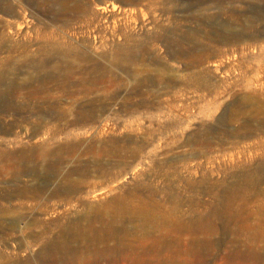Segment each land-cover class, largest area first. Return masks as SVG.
I'll return each mask as SVG.
<instances>
[{"label":"rangeland","instance_id":"obj_1","mask_svg":"<svg viewBox=\"0 0 264 264\" xmlns=\"http://www.w3.org/2000/svg\"><path fill=\"white\" fill-rule=\"evenodd\" d=\"M57 1L0 0V264H264V0Z\"/></svg>","mask_w":264,"mask_h":264},{"label":"bare ground","instance_id":"obj_2","mask_svg":"<svg viewBox=\"0 0 264 264\" xmlns=\"http://www.w3.org/2000/svg\"><path fill=\"white\" fill-rule=\"evenodd\" d=\"M18 1H20L21 4H23V3L27 4V5L30 7V8H29L30 11L34 10V8L31 10V8H32L31 6H33L34 4H37V2H38V0H18ZM74 1H75V0H73L72 2H73V3H76V2H74ZM88 1H89V0H88ZM130 1H131V0H130ZM137 1H138V0H137ZM139 1H141V0H139ZM139 1H138V3H139ZM40 2H41V1H40ZM52 2H53V1H52ZM54 2H55V1H54ZM56 2H58V1L56 0ZM59 2H60V1H59ZM68 2H70V1L65 0L64 3H60V4H63V6H66ZM77 2H78V1H77ZM79 2H80V1H79ZM82 2H83V1H82ZM128 2H129V0H128ZM128 2H127V3H128ZM132 2H133V1H132ZM38 3H39V2H38ZM44 3H45V2H44ZM87 3H88V2H87ZM140 3H141V2H140ZM42 4H43V3H41L40 6H42ZM58 4H59V3H58ZM70 4H71V3H70ZM90 4H91V3H90ZM90 4H89V6H90ZM129 4H130V2H129ZM135 4H136V3H135ZM135 4H134V5H135ZM37 5H38V4H37ZM56 5H57V4H56ZM75 5H78V4H75ZM83 5H84V4H83ZM85 5H86V4H85ZM134 5H133V6H134ZM10 6H11V5H10ZM25 6H26V5H25ZM35 6H36V5H35ZM35 6H34V7H35ZM63 6L61 5V8H62ZM87 6H88V5H87ZM91 6H92V5H91ZM106 6H107V5H106ZM106 6H105V7H104V6H100V7H96V8L88 7V8H90V9H87V12L89 13V15H90V17H91V21L93 22V24H94L95 22L98 23L100 20H102V19L104 18V14L106 13V11H107V9H108V8H106ZM18 7H19V6H18ZM23 7H24V6H23ZM44 7H45V5L43 4V8H44ZM66 7H67V6H66ZM82 7L85 8V6H81V3H80V5H79L78 8H82ZM11 8H12V7H11ZM20 8H21V7H20ZM38 8H40V7H38ZM41 8H42V7H41ZM116 8H117V6L113 4V6H112L111 9L116 10ZM119 8H120V6H119ZM18 9H19V8H18ZM26 9H27V8H26ZM26 9H25V10H26ZM62 9H63V8H62ZM64 9H66V8H64ZM69 9H70V8H69ZM74 9H75V8H74ZM11 10H13V9H11ZM36 10H37V9H36ZM42 10H43V9H42ZM81 10H83V9H81ZM81 10H79V11L81 12ZM84 10H85V9H84ZM84 10H83V12H84ZM127 10H128V9H127ZM38 11H39V10H37V12H38ZM66 11H68V10H66ZM66 11L64 12L65 14L68 13V12H66ZM70 11H71V10H70ZM72 11H73V10H72ZM75 11H76V10H75ZM129 11H130V10H129ZM17 12H18V13H17V16L21 19V21H20L19 23H18V21H17L18 24H17L16 26H17V28H18V31H19L20 33H22L21 31L24 30V28H25V27L23 28V26H24L25 23H26L27 15H28V14L25 13V11H24L23 8H21V10H17ZM62 12H63V11H62ZM77 12H78V11H77ZM83 12H82V16H84V15H83V14H84ZM85 12H86V11H85ZM87 12H86V13H87ZM133 12H134V11H133ZM53 13H54V12H53ZM70 13H71L72 15L75 14V12H74V14H73L72 12H70ZM78 13H79V12H78ZM79 14H80V13H79ZM30 15H31V14H30ZM30 15H29V16H30ZM49 15H51V14H49ZM67 15H68V14H67ZM80 15H81V14H80ZM80 15H79V19H81V18H80ZM89 15H86V16H89ZM51 16H52V15H51ZM53 16H55V15H53ZM57 16H58V14H57ZM61 16H62V14H61ZM74 16H75V15H74ZM76 16H77V15H76ZM82 16H81V17H82ZM86 16H85V17H86ZM112 16H113V15H112ZM18 17H17V18H18ZM107 17H108V15H107ZM52 18H53V17H52ZM54 18H55V20H54L53 23H56L57 26H58L59 23H61L62 26H63V25H65V24H67L66 20H69V19H67V17H66V19H65V17H64V18H63V17H54ZM54 18H53V19H54ZM83 18H84V17H83ZM86 18H87V17H86ZM115 18H116V17H115ZM77 19H78V18H77ZM51 20H52V19H51ZM86 20H88V19H86ZM86 20H85L84 22L87 24V21H86ZM105 20H106V19H105ZM52 21H53V20H52ZM52 21H51V22H52ZM107 21H108V20H107ZM74 22H75V21H74ZM74 22H73V23H74ZM78 22H79V21H78ZM84 22H82V23H84ZM104 22H105V21H104ZM70 23H71V22H70ZM88 23H89V22H88ZM97 23H96V24H97ZM100 23H101V21H100ZM100 23H99V24H100ZM102 23H103V21H102ZM91 24H92V23H91ZM96 24H95V26H97ZM103 24H104V23H103ZM59 25H60V24H59ZM75 25H76V24H75ZM77 25H79V24H77ZM88 25H90V24H88ZM101 25H102V24H101ZM79 26H80V25H79ZM60 27H61V26H60ZM63 27H64V26H63ZM63 27H62V28H63ZM65 27H66V26H65ZM69 27H70V25H69ZM75 27H76V26H75ZM91 27H92V26H91ZM93 27H94V26H93ZM97 27H98V26H97ZM7 28H8V27H7ZM57 28H58V27H57ZM70 28H72V27H70ZM8 29H9V28H8ZM63 29H65V28H63ZM76 29H77V28H76ZM76 29H75V28L72 29L71 32H69V31L66 29V30L68 31V32H66L67 35H68V36L70 35V37H74V38H75L76 42H77V43L80 45V47L82 48V51H81L82 53H83V52H94V51L97 49V44L95 43V42H96L95 39H97V38L99 37V36L97 37V35H99V33L97 34V31L95 32V31H93V30H88V29H87V30H84L85 27H82V26H81V29H82V30H79V31H78V30H76ZM60 30H61V29H60ZM66 30H65V31H66ZM94 30H95V29H94ZM8 31H9V30H8ZM65 31H64V32H65ZM99 31H100V30H99ZM95 33H96L97 35H95ZM100 35H101V34H100ZM26 36H27V35H25V37H26ZM35 39H36V38H35ZM101 39H102V38H101ZM66 41H67V40H66ZM16 42H17V41H16ZM14 43H15V42H14ZM17 44H18V43H17ZM22 44H23V43H22ZM26 44H27V43H26ZM26 44H25V45H26ZM28 44H29V43H28ZM28 44H27V45H28ZM11 45H12V44H11ZM23 45H24V44H23ZM49 45H50V44H49ZM55 45H56V44H55ZM64 45H65V44H64ZM99 45H100V44H99ZM14 46H15V45H14ZM28 46H29V45H28ZM44 46H45V45H44ZM44 46H43V50H45V49H44ZM51 46H52V45H51ZM62 46H63V45H62ZM66 46H67V45H66ZM73 46H74V45H73ZM40 47H41V46H40ZM58 47H59V46H58ZM60 47H61V46H60ZM98 47H99V46H98ZM1 48H2V47H1ZM35 48H36V47H34V46H30V47H25V46L18 47V48H17V51L15 52L17 55H14V54L11 55V56H10V60H14V59L17 57V58L22 59V61L25 62V63H33V64H37V63H38L37 65H39V63H40L42 66H39V68H40V67H41V68H42V67L44 68L43 65L46 64V66H45V71H46V69L49 67L47 64H48V63L50 64V63H52V62L48 61L49 58H46V59H45V57H44V56H41V54H38V55H40V56H38V55H37V52L39 53V51H38L37 49H35ZM37 48H38V47H37ZM45 48L47 49V46H46ZM55 48H56V47H55ZM74 48H75V47H74ZM13 49H14V48H13ZM41 49H42V47H41ZM48 49H50V48H48ZM63 49H65V48H63ZM63 49H62V50H63ZM5 50H6V49H5ZM39 50H40V49H39ZM51 50H52V52H53L54 49H51ZM58 50H59V48H58ZM75 50H76V49H75ZM7 51H9V50L7 49ZM7 51H6V52H7ZM14 51H15V50H13V53H14ZM59 51H60V50H59ZM65 51H66V50H65ZM76 51H77V50H76ZM9 52H11V51H9ZM42 52H43V51H42ZM44 52H45V51H44ZM47 52H48V51H47ZM47 52H46V53H47ZM60 52H61V51H60ZM66 52H67V51H66ZM0 53H1V52H0ZM11 53H12V52H11ZM40 53H41V51H40ZM61 53H62V52H61ZM61 53H60V54H61ZM67 53L70 54V52H67ZM82 53H81V55H82ZM95 53H97V52H95ZM99 53H100V52H99ZM2 54H3V53H2ZM9 54H10V53H9ZM9 54L6 53V56H7V55L9 56ZM91 54H92V53H91ZM93 54H94V53H93ZM183 54H184V53H183ZM185 54H186V53H185ZM193 54H194V53H193ZM198 54H199V53H198ZM198 54H197V55H198ZM42 55H44V54H42ZM48 55L50 56V54H48ZM55 55H57V54H55ZM62 55H65V53H63ZM67 55H68V54H67ZM67 55H66V57H67ZM79 55H80V53H79ZM86 55H87V54H86ZM97 55H98V54H97ZM127 55H128V54H127ZM181 55H182V54H181ZM181 55H180V56H181ZM194 55H196V54H194ZM197 55H196V56H197ZM200 55H201V52H200ZM200 55H199V56H200ZM202 55H203V54H202ZM46 56H47V54H46ZM59 56H60V55H58V57H59ZM72 56H73V55H72ZM72 56H71V57H72ZM77 56H78V55H77ZM82 56H83V55H82ZM98 56H99V55H98ZM122 56H123V55H122ZM182 56H186V55H182ZM196 56H195V58H196ZM199 56H198V57H199ZM4 57H5V56H4ZM60 57H61V56H60ZM74 57H76V55H74ZM74 57H72V58L74 59ZM78 57H80V56H78ZM78 57H76V58H78ZM94 57H96L95 54H94ZM1 58H2V57H1ZM68 58H70L69 55H68ZM80 58H81L80 60H81V62H82V59L84 60L85 57H80ZM99 58H101V57H99ZM179 58H180V57H179ZM183 58H185V57H183ZM192 58H193V57H192ZM195 58H194V59H195ZM20 59H19V60H20ZM52 59L55 60L54 57H53ZM63 59H65V57H64ZM87 59H89V58H87ZM87 59H86V60H87ZM114 59H115V58H114ZM127 59H128V58H127ZM198 59H199V58H198ZM201 59H203V56H202ZM201 59H199V60H201ZM54 60H53V61H54ZM57 60H58V59H57ZM61 60H62V59H61ZM69 60H70V59H69ZM71 60H72V59H71ZM71 60H70V63H69L68 61H66V59H65V60H62L61 63H60V67H61V66H64V65H71V66H72V64H71L72 61H71ZM74 60H76V59H74ZM89 60H90V59H89ZM91 60L93 61L94 58L92 57ZM116 60L118 61L119 59H116ZM120 60H121V59H120ZM199 60L196 61V62H201V61H199ZM15 61H16V60H15ZM51 61H52V60H51ZM55 61H56V60H55ZM55 61H54V62H55ZM59 61H60V59H59ZM76 61H77V60H76ZM112 61H113V59H112ZM127 61H129V60H127ZM18 62H19V61H18ZM83 62L85 63V61H83ZM86 62H87V61H86ZM88 62H89V61H88ZM101 62H102V61H101ZM124 62H125V61H124ZM56 63H57V62H56ZM56 63L53 65V66H55V68L58 67V66H56V65H57ZM89 63H90V62H89ZM91 63H92V65H93L94 62H91ZM91 63H90V64H91ZM95 63H97V62L95 61ZM98 63H99V62H98ZM112 63H115V62H112ZM125 63H126V62H125ZM20 64H21V63H20ZM75 64H76V63H75ZM75 64H74V65H75ZM77 64H78V63H77ZM100 64H102V63H100ZM116 64H117V63H116ZM116 64H113V65L111 64V65H112V66H115ZM120 64H121V63H119L118 65H120ZM16 65H17V64H16ZM21 65H22V64H21ZM21 65H20V66H21ZM50 65H51V64H50ZM74 65H73V66H74ZM118 65H117V66H118ZM122 65H123V64H122ZM20 66H19V67H20ZM30 66H31V65H30ZM35 66H36V65H35ZM47 66H48V67H47ZM79 66H80V65H78L77 68H78ZM93 66H94L93 71H95V73H96V72L98 71V69H97V65L94 64ZM101 66H102V65H101ZM117 66H116V67H117ZM13 67H15V65H14ZM28 67H29V66H27V68H28ZM33 67H34V66H33ZM33 67H32V69H33ZM51 67H52V66H51ZM51 67H49V68H51ZM67 67H68V66H67ZM67 67H66V68H67ZM69 67H70V66H69ZM98 67H99V66H98ZM5 68H6V67H5ZM37 68H38V66H37ZM43 68H42V69H43ZM52 68L54 69V67H52ZM52 68H51V69H52ZM58 68H59V67H58ZM58 68H57V69H58ZM81 68H82V66H81ZM3 69H4V68H3ZM21 69H22V68H21ZM32 69L30 68V70H32ZM51 69H49V70H51ZM64 69H65V68H64ZM75 69H76V68H75ZM75 69H74V70H75ZM79 69H80V68H79ZM101 69H103V68H101ZM12 70H13V69H12ZM23 70H24V68H23ZM25 70H26V69H25ZM25 70H24V71H25ZM34 70H35V69H33V71H34ZM70 70L73 71V67H72V69L70 68ZM85 70H86V69H85ZM96 70H97V71H96ZM99 70H100V69H99ZM5 71H6V70H5ZM14 71H15V70H14ZM27 71H28V69H27ZM38 71H39V72L41 71L40 74L42 73V70H38ZM51 71H54V70H51ZM59 71H60V70H59ZM68 71H69V70H67L66 72H68ZM75 71H76V70H75ZM80 71H81V70H80ZM88 71H89V70H88ZM8 72H9V70H8ZM35 72H36V71H35ZM39 72H38V73H39ZM73 72H74V71H73ZM76 72H77V71H76ZM81 72H82V71H81ZM81 72H80V73H81ZM84 72H85V71H84ZM86 72H87V71H86ZM89 72H90V71H89ZM89 72H88V74H89ZM102 72H103V71H102ZM4 73H5V72H4ZM30 73H31V72H30ZM33 73H34V72H33ZM38 73H36V75H37ZM46 73H47V72H46ZM57 73H59V72L57 71ZM69 73H71V72H69ZM95 73H94V74H95ZM98 73H99V71H98ZM106 73H107V72H106ZM263 73H264V72H263ZM8 74H9V73H8ZM43 74H44V72H43ZM43 74H42V75H43ZM65 74H67V73H65ZM73 74H75V73H73ZM73 74H72V75H73ZM77 74H79V73H77ZM77 74H75V76H76ZM81 74H83V73H81ZM23 75H24V74H23ZM33 75H34V74H33ZM45 75H46V74H45ZM56 75H57V74H56ZM60 75H61V73H60ZM72 75H70V76H72ZM83 75H84V74H83ZM91 75H92V73H91ZM98 75H99V74H98ZM5 76H7V75H5ZM5 76H4V77H5ZM16 76H17V74H16ZM16 76H15V77H16ZM24 76H26V75H24ZM37 76H38V75H37ZM73 76H74V75H73ZM99 76H100V75H99ZM262 76H263V74H262ZM27 77H28V76H27ZM27 77H25V78H27ZM33 77H34V76H33ZM50 77H51V76H50ZM53 77H54V76H53ZM91 77H93V76H91ZM100 77H102V74H101ZM260 77H261V76H260ZM2 78H3V77H2ZM16 78H18V77H16ZM30 78H31V77H30ZM35 78H36V77H35ZM46 78H47V77H46ZM54 78H56V77H54ZM75 78H76V77H75ZM75 78H74V79H75ZM79 78H80V77H79ZM79 78H78V80H79ZM84 78H85V77H84ZM94 78H95V77H94ZM10 79H11V78H10ZM39 79H40V78H39ZM41 79H42V78H41ZM49 79H50V78H49ZM58 79H59V78H58ZM58 79H56V80H58ZM74 79L71 78L72 81H73ZM97 79H98V78H97ZM97 79H96V81H97ZM4 80H5V78H4ZM4 80H3V81H4ZM8 80H9V79H8ZM16 80H17V79H16ZM25 80H27V79H25ZM75 80H77V79H75ZM78 80H77V81H78ZM12 81H13V80H12ZM18 81H19V80H18ZM27 81H28V80H27ZM37 81H39V80H37ZM43 81H44V80H43ZM61 81H62V80H61ZM61 81L58 80V82H61ZM63 81H64V80H63ZM65 81H66V80H65ZM69 81H70V80H69ZM77 81H76V82H77ZM79 81H80V80H79ZM6 82H7V81H6ZM6 82H2V81H1L0 83H1V85H3L2 83H6ZM14 82H15V81H14ZM22 82H23V81H22ZM25 82H26V81H25ZM46 82H47V81H46ZM46 82H45V85H48V87L50 86V84L52 85V84L54 83V81H53V83L47 82V84H46ZM67 82H68V81H66V82H64V83H67ZM73 82H74V81H73ZM83 82H84V81H82V83H83ZM16 83H17V81L15 82V84H16ZM26 83H27V82H26ZM43 83H44V82H43ZM49 83H50V84H49ZM55 83H56V81H55ZM69 83H70V82H69ZM69 83H67V84H69ZM6 84H7V83H6ZM10 84H11V83H10ZM19 84H20V83H19ZM24 84H25V83H24ZM24 84H22V85H24ZM30 84H31V83H30ZM91 84H92V83H91ZM26 85H27V84H26ZM26 85H24V86H26ZM32 85H33V82H32ZM40 85H41V84H40ZM43 85H44V84H43ZM76 85H77V83H76ZM78 85H79V84H78ZM84 85H86V84H84ZM17 86H18V85H17ZM17 86H16V87H17ZM28 86H29V83H28ZM34 86H35V85H34ZM38 86H39V85H38ZM53 86H54V84H53ZM55 86H59V85H55ZM60 86H61V85H60ZM80 86H81V85H80ZM91 86H92V85H91ZM94 86H95V85H94ZM94 86H93V87H94ZM97 86H98V85H97ZM7 87H8V86H7ZM10 87H11V86H10ZM29 87H32V86H29ZM35 87H36V86H35ZM35 87H33L34 90H37V89H35ZM39 87H40V86H39ZM39 87H38V88H39ZM48 87H47V88H48ZM67 87H68V86H67ZM67 87H66V88H67ZM78 87H79V86H78ZM82 87H83V85H82ZM5 88H6V87H5ZM40 88H41V87H40ZM40 88H39V91L41 92L42 90H40ZM50 88H51V87H50ZM60 88H61V87H60ZM68 88H70V86H69ZM68 88H67V89H68ZM71 88H72V87H71ZM74 88H75V85H74ZM74 88H73V89H74ZM79 88H80V87H79ZM83 88H84V87H83ZM83 88H81V90H82ZM85 88H87V87L85 86ZM91 88H92V87H91ZM7 89H8V88H7ZM13 89H14V87L12 88V90H13ZM18 89H19V90H22L21 88H18ZM24 89H26V87H25ZM28 89H29V88H28ZM30 89H31V88H30ZM30 89H29V92H30V91L35 92V91H33V89H32V90H30ZM48 89H49V88H48ZM52 89H53V88H52ZM101 89H102V88H101ZM1 90H2V88H1ZM1 90H0V91H1ZM44 90H45V89H44ZM44 90H43V91H44ZM46 90H47V89H46ZM57 90H59V89H57ZM62 90H63V89H62ZM62 90L59 91V94H60V92L62 93ZM64 90H65V88H64ZM75 90H76V88H75ZM84 90H85V89H84ZM26 91H27V89H26ZM51 91H52V90H51ZM71 91H73V90H71ZM71 91H70V92H71ZM82 91H83V90H82ZM86 91H87V89H86ZM6 92H7V91H6ZM16 92H17V91H16ZM23 92L25 93V91H22L21 93H23ZM32 92H31V93H32ZM54 92H56V91L54 90ZM54 92H53V95H52V96H54ZM77 92H78V90H77ZM77 92L74 91L75 94H77ZM12 93H13V92H12ZM35 93H36V92H35ZM79 93H80V92H79ZM79 93H78V94H79ZM91 93H92V92H91ZM3 94H4V93H3ZM15 94H16V93H15ZM19 94H20V93H18V95H19ZM29 94H30V93H29ZM48 94H49V93H48ZM56 94H57V92H56ZM62 94H63V93H62ZM69 94H72V93H69ZM69 94H68V96H69ZM75 94H74V95H75ZM78 94H77V95H78ZM80 94L82 95V93H80ZM80 94H79V95H80ZM83 94H85L84 91H83ZM86 94H87V93H86ZM94 94L96 95L95 92H94ZM0 95H1V94H0ZM30 95H32V94H30ZM35 95H38V94H35ZM50 95H51V94H50ZM77 95H76V96H77ZM6 96H7V94H6ZM23 96H24V95H23ZM26 96H28V95H26ZM38 96H39V97L41 96L40 98H42V95H41L40 93H39ZM43 96H46L45 92L43 93ZM52 96L50 97V99L52 98ZM55 96H56V95H55ZM58 96H59V95H57L56 97H58ZM82 96H83V95H82ZM84 96H86V95H84ZM28 97H29V96H28ZM31 97H32V98H31ZM63 97H66V96L63 95ZM0 98H1V97H0ZM8 98H10V97L8 96ZM8 98H7V99H8ZM23 98H24V97H23ZM37 98H38V97H36V99H37ZM40 98H39V99H40ZM58 98H59V97H58ZM74 98H75V97H74ZM82 98H83V97H82ZM84 98H85V97H84ZM92 98H93V97H92ZM1 99H2V101H3V98H1ZM18 99H19V98H18ZM26 99H28V98H26ZM29 99H32V100L34 99V100H36L35 98H33V96H30ZM29 99H28V100H29ZM43 99H45V100H46V99H47V100H50V99H48V97H47V98L45 97V98H43ZM52 99H53V98H52ZM54 99H55V97H54ZM59 99H60V98H59ZM61 99H62V97H61ZM76 99H77V98H76ZM94 99H95V98H94ZM16 100H17V99H16ZM20 100L23 101L22 99H20ZM40 100H42V99H40ZM40 100H39V101H40ZM47 100H46V102H48ZM78 100H80V99H78ZM5 101H6V100H5ZM5 101H3V102H5ZM21 101H20V102H21ZM24 101H26V100H24ZM56 101H57V99H56ZM58 101H59V100H58ZM62 101H63V99H62ZM76 101H77V100H76ZM3 102H1L0 104L2 105ZM14 102H16V101H14ZM20 102H19V103H20ZM32 102H33V101H31V103H32ZM35 102H36V101H35ZM43 102H44V100H43ZM43 102L40 101V103H42V104H43ZM53 102H55V101H53ZM74 102H75V101H74ZM10 103H11V102H10ZM28 103H29V102H28ZM49 103H52V102L49 101L48 104H49ZM63 103H64V102H63ZM66 103H67V102H66ZM76 103H77V102H76ZM7 104H8V103L6 102V105H7ZM20 104H21V103H20ZM25 104H26V106L28 105L27 103H25ZM35 104H36V103H35ZM35 104H34V105H35ZM61 104H62V103H61ZM77 104H78V103H77ZM77 104H76V105H77ZM80 104H81V103H80ZM95 104H96V103H95ZM6 105H5V106H6ZM12 105H14V104H12ZM44 105H45V104H44ZM44 105H42V106H44ZM53 105H54V110H58V108L56 109L57 105H56V104H53ZM53 105H52V106H53ZM71 105H72V102H71ZM90 105H91V104H90ZM8 106H10V104L7 105V107H8ZM19 106H20V105H19ZM24 106H25V105H24ZM38 106H40V105H38ZM59 106H61L60 103L58 104V107H59ZM65 106H67V105L65 104ZM68 106H69V105H68ZM7 107H6V108H7ZM14 107H15V106H14ZM32 107H33V106H32ZM61 107H62V106H61ZM63 107H64V106H63ZM74 107H75L76 109L71 110V107H69L70 109L68 108V110H70L71 112H72V111L74 112V110H75V111L77 112V106H74ZM89 107H90V106H89ZM2 108H3V107H2ZM2 108H1V109H2ZM8 108H9V107H8ZM8 108H7V109H8ZM17 108H18V107H17ZM40 108H41V107H40ZM42 108H43V107H42ZM45 108H48V107L46 106ZM45 108H44V109H45ZM50 108H51V105H50L49 109H50ZM72 108H73V107H72ZM84 108H85V107H84ZM7 109H5V107H4V110H3L4 113H5V110L7 111ZM20 109H21V108H20ZM22 109H23V108H22ZM22 109H21L20 111H22ZM35 109H36V106H35ZM37 109H38V107H37ZM64 109H66V108H64ZM86 109H88V108H86ZM86 109H85V110H86ZM95 109H96V108H95ZM13 110H14V109H13ZM13 110H12V111H13ZM16 110H17V109H16ZM23 110H24V109H23ZM25 110H26V109H25ZM33 110H34V109H33ZM40 110H41V109H40ZM47 110H48V109H47ZM52 110H53V108H52ZM52 110H50V111L52 112ZM61 110H62V109H61ZM82 110L84 111V109H82ZM1 111H2V110H1ZM1 111H0V112H1ZM27 111H28V110H27ZM44 111H45V110H44ZM62 111H63V110H62ZM65 111H66V110H65ZM80 111H81V110H80ZM80 111L78 110V112H80ZM87 111H88V110H87ZM89 111H90V109H89ZM92 111H93V110H92ZM92 111H91V112H92ZM96 111H97V109H96ZM9 112H10V111H9ZM28 112H30V110H29ZM28 112H27V113H28ZM37 112H38V110H37ZM51 112H50V113H51ZM54 112H55V111H54ZM54 112H53V113H54ZM57 112H58V111H57ZM57 112H56V113H57ZM59 112H61V111L59 110ZM12 113H13V112H12ZM33 113H36V112H33ZM39 113H40V115L42 116L41 112H38V114H39ZM47 113H49V112L47 111ZM53 113H52V114H53ZM61 113H62V112H61ZM63 113H64V111H63ZM63 113H62V114H63ZM80 113H81V112H80ZM80 113H78V114H80ZM0 114H1V113H0ZM5 114H6V113H5ZM14 114H15V113H14ZM21 114H22V113H21ZM31 114H32V112H31ZM57 114H58V113H57ZM57 114H56V115H57ZM62 114H61V115H62ZM82 114H84V112H83ZM89 114H90V113H89ZM6 115H7V114H6ZM43 115H44V114H43ZM48 115H49V114H48ZM59 115H60V114H59ZM59 115H58V116H59ZM61 115L59 116L60 119H61V117L63 116V115H62V116H61ZM80 115H81V114H80ZM92 115H94V114H92ZM44 116H45V115H44ZM81 116H83V115H81ZM81 116H80V119H82ZM45 117H47V116H45ZM53 117H54V115H53ZM53 117H52V118H53ZM55 117H56V116H55ZM63 117H64V116H63ZM84 117L86 118V115H84L83 118H84ZM88 117H89V116H87V118H88ZM93 117H95V116H93ZM37 118H38V117H37ZM56 118H57V117H56ZM87 118H86V119H87ZM90 118H91V117H90ZM95 118H96V117H95ZM38 119H39V118H38ZM53 119H54V118H53ZM80 119H79V120H80ZM88 119H89V118H88ZM91 119H92V118H91ZM93 119H94V118H93ZM42 120H43V119H42ZM42 120H41V121H42ZM45 120H47V119H45ZM58 120H59V119L57 118V121H58ZM83 120H84V119H83ZM61 121H62V120H61ZM76 121H78V120H76ZM76 121H74V122H76ZM86 121H87V120H85L84 122H86ZM34 122H35V121H34ZM74 122H73V124H74ZM82 122H83V121H82ZM3 123H4V122H3ZM11 123H12V122H11ZM44 123H45V122H44ZM0 124H1V123H0ZM37 124H40V123H37ZM37 124H36V125H37ZM8 125H9V124H8ZM8 125H6V126H8ZM11 125H12V124H11ZM15 125H16V124H15ZM40 125H41V124H40ZM41 126H42V125H41ZM9 127H10V126H9ZM9 127L6 128V129H9ZM18 127H19V126H18ZM36 127H37V126H36ZM39 127H40V126H38V128H39ZM43 127H44V126H43ZM34 128H35V127H34ZM34 128H33V129H34ZM11 129H12V128H11ZM11 129H10V130H11ZM36 129H37V128H36ZM36 129H35V130H36ZM39 130H41V129H39ZM34 133H35V132H34ZM39 133H41V132H39ZM42 133H43V132H42ZM33 135H36V133L33 134ZM38 135H39V134H38ZM35 137H37V136H35ZM8 142H9V141H8ZM78 144H79V143H78ZM78 144H77V146H78ZM67 146H68V145H67ZM71 146H72V145H71ZM91 147H92V146H91ZM77 148H78V147H77ZM77 148H75V149L73 148V149L76 150ZM87 148H88V147H87ZM73 149H72V150H73ZM69 150H70V149H69ZM20 151H21V150H20ZM28 151H29V149H28ZM30 151H31V150H30ZM84 151H85V150H84ZM90 151H91V150H90ZM5 152H6V151H5ZM26 152H27V151H26ZM31 152H32V151H31ZM14 153H16V151H15ZM14 153H13V154H14ZM17 153H18V151H17ZM89 153H90V152H89ZM11 154H12V152H11ZM11 154H10V155H11ZM15 155H16V154H14V156H15ZM26 155H27V154H26ZM26 155H25V156H26ZM2 157H3V156H2ZM8 157H9V156H8ZM15 157H17V156H15ZM26 157H27V156H26ZM27 159H28V157H27ZM27 159H25V160L27 161ZM3 160L5 161V158H4ZM10 160L12 161V157H11ZM29 160H30V158H29ZM29 160H28V161H29ZM6 161H7V160H6ZM15 161H16V160H15ZM18 161H19V160H18ZM18 161H17V162H18ZM24 162H25V161H24ZM11 163H12V162H11ZM15 163H16V162H15ZM19 163H20V162H19ZM22 163H23V160H22ZM50 164H51V162H50ZM5 165H6V164H5ZM5 165H4V166H5ZM7 165H8V164H7ZM7 165H6V166H7ZM26 165H27V164H26ZM26 165H25V166H26ZM55 165H56V164H55ZM55 165H54V167H55ZM23 166H24V165H23ZM51 166H52V165H51ZM49 167H50V165H49ZM86 167H87V166H86ZM4 168H5V167H4ZM52 168H53V167H52ZM52 168H51V170H52ZM2 169H3V168H2ZM23 169H24V168H23ZM23 169H22V170H23ZM25 169H26V168H25ZM48 169H49V168H47L46 170H48ZM84 171H85V170H84ZM51 172H52V171H51ZM14 173H15V172H14ZM15 174H16V173H15ZM13 175H14V174H13ZM52 175H53V173H52ZM13 177H15V176H13ZM14 179H15V178H14ZM18 191H19V190H18ZM12 193H13V192H12ZM19 193H20V192H19ZM10 194H11V193H10ZM10 194H9V195H10ZM14 194H15V193H14ZM7 195H8V194H5V196H7ZM9 195H8V196H9ZM5 196H4V197H5ZM8 196H7V199H8ZM13 197H14V196H13ZM13 197H12V198H13ZM10 200H11V198H10ZM10 200L8 199V201H10ZM14 201H15V200H14ZM4 202H5V201H4ZM10 202L12 203V201H10ZM2 204H3V203H2ZM13 205H14V204H13ZM6 211H7V210H6ZM6 214H7V213H6ZM6 214H5V215H6ZM5 217H6V216H5ZM0 222H1V221H0ZM3 224H4V223H3ZM5 227H6V226H5ZM14 227H15V226H14ZM4 232H5V231H4ZM20 245H21V244H20ZM29 262H30V261H29ZM10 264H11V263H10ZM30 264H31V263H30Z\"/></svg>","mask_w":264,"mask_h":264}]
</instances>
